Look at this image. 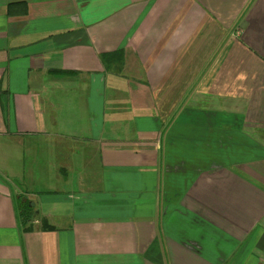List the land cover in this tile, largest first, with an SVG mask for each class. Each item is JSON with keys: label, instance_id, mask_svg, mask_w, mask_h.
<instances>
[{"label": "crops", "instance_id": "1", "mask_svg": "<svg viewBox=\"0 0 264 264\" xmlns=\"http://www.w3.org/2000/svg\"><path fill=\"white\" fill-rule=\"evenodd\" d=\"M0 264H264V0H0Z\"/></svg>", "mask_w": 264, "mask_h": 264}, {"label": "trees", "instance_id": "2", "mask_svg": "<svg viewBox=\"0 0 264 264\" xmlns=\"http://www.w3.org/2000/svg\"><path fill=\"white\" fill-rule=\"evenodd\" d=\"M16 7H23L24 11H14ZM8 9V13L10 15H15L17 13H27V7L24 3L11 4ZM123 55V51H118L113 54H106L103 56V61L107 66H109L112 60H114L115 62H119L120 60H122L124 57ZM18 204L23 230L24 232H32L34 230V222L40 220V212L35 208L34 203L27 200L24 196L19 197ZM41 230L54 231L55 228L51 226L46 219H41Z\"/></svg>", "mask_w": 264, "mask_h": 264}, {"label": "rangeland", "instance_id": "3", "mask_svg": "<svg viewBox=\"0 0 264 264\" xmlns=\"http://www.w3.org/2000/svg\"><path fill=\"white\" fill-rule=\"evenodd\" d=\"M19 189L21 191H28V190L37 191V190L42 189V188H40V187L38 188V187L33 186V185H26V186H21Z\"/></svg>", "mask_w": 264, "mask_h": 264}]
</instances>
